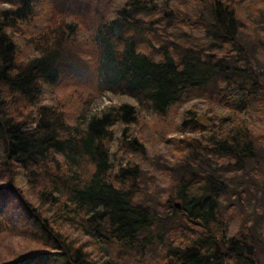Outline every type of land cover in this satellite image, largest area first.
<instances>
[{
	"label": "trees",
	"instance_id": "trees-1",
	"mask_svg": "<svg viewBox=\"0 0 264 264\" xmlns=\"http://www.w3.org/2000/svg\"><path fill=\"white\" fill-rule=\"evenodd\" d=\"M105 7L82 29L61 0H0V264H258L228 177L264 166V0ZM103 93L132 103L91 114Z\"/></svg>",
	"mask_w": 264,
	"mask_h": 264
},
{
	"label": "rangeland",
	"instance_id": "rangeland-1",
	"mask_svg": "<svg viewBox=\"0 0 264 264\" xmlns=\"http://www.w3.org/2000/svg\"><path fill=\"white\" fill-rule=\"evenodd\" d=\"M65 6L70 7L74 11H78L79 14H83L84 19L82 23V29L87 28L89 25L93 26L95 24V13L98 14L100 12H105L106 9V0H61ZM124 0H115L117 4H121ZM87 5L82 6L79 5V3H86ZM112 2V1H111ZM110 2V3H111ZM7 7V6H5ZM82 12V13H80ZM87 19H90V21H87ZM79 24V22H78ZM87 26V27H85ZM79 28L80 25H79ZM89 48V46H87ZM92 56V54H91ZM262 61L263 59L260 58ZM90 74L92 75V70L89 69ZM90 75V76H91ZM75 90V88L72 89V92ZM56 96L60 97L62 96V92L60 90H56ZM122 103H132L131 100H129L126 97L118 96V95H111L109 93H103L101 95V98L98 101H95L91 104V114H94V112L99 111L105 107L108 106H118ZM180 110V109H179ZM149 136V134H146ZM168 138H175L177 137L176 134L170 133V135L167 136ZM110 150L113 155L112 163H124L125 156L122 153L121 150H118L116 143H114ZM169 152L170 149L165 148L162 146L158 153L153 152H147V160L141 161L142 168L148 173L144 178L147 180L148 184L151 187V184H157V187L151 189L152 196L158 201H162L167 195V184L166 179L160 175L162 171V166L160 164H164L167 159L169 158ZM156 155L159 158L158 160H155ZM256 174L252 176H238L236 175L235 178H229V181H232V186L235 188L238 194H240L241 199H236V196L228 198V203L232 204L235 207V210L242 214V212L247 215V219L249 220L246 223V227L248 231H250L249 234L253 233L255 237L258 238V242L256 243V246L254 247L253 243H249V241L252 242V239L250 236H248L247 242H244V250L246 255H254L257 256L258 264H264L261 258H264V232H261V230L264 228V220L262 221V224H259L260 229H254L255 226H253L256 223H259V217L261 215L264 216L263 213V206L264 202L261 199L262 193L264 192V180L260 179V171L264 170V166L262 167H256L255 168ZM259 176V180L257 179ZM250 180V183L248 182ZM245 189V190H244ZM243 200V201H242ZM240 202L242 205H240ZM226 202H223L222 205L220 204V212L223 213V211L226 209ZM237 213V216H238ZM231 224L235 231L238 230L239 222L237 221L236 217H231ZM247 234V235H249ZM263 236H261V235ZM254 237V238H255ZM249 252V253H247Z\"/></svg>",
	"mask_w": 264,
	"mask_h": 264
},
{
	"label": "water",
	"instance_id": "water-1",
	"mask_svg": "<svg viewBox=\"0 0 264 264\" xmlns=\"http://www.w3.org/2000/svg\"><path fill=\"white\" fill-rule=\"evenodd\" d=\"M247 253H249V252H247Z\"/></svg>",
	"mask_w": 264,
	"mask_h": 264
}]
</instances>
